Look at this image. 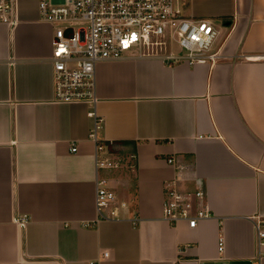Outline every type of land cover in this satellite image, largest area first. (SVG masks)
<instances>
[{"label": "crops", "instance_id": "0c3cea01", "mask_svg": "<svg viewBox=\"0 0 264 264\" xmlns=\"http://www.w3.org/2000/svg\"><path fill=\"white\" fill-rule=\"evenodd\" d=\"M178 6L214 23L218 59L166 65L130 52L98 64L97 153L91 107L52 103L53 27L38 0H16L17 25H0V264H264V0ZM118 155L122 166L97 168V156ZM169 159L185 167L181 190L206 195L212 217L196 229L163 219ZM98 178L125 220L99 218Z\"/></svg>", "mask_w": 264, "mask_h": 264}, {"label": "built area", "instance_id": "2783aa9c", "mask_svg": "<svg viewBox=\"0 0 264 264\" xmlns=\"http://www.w3.org/2000/svg\"><path fill=\"white\" fill-rule=\"evenodd\" d=\"M38 11L41 22L53 27L52 103L91 107L94 127L89 138L96 144L97 153L103 151L97 139L102 120L95 112L98 64L121 61L135 51L139 57L155 58L166 65L194 66L214 63L218 59V54H212L219 36L214 23L185 18L178 0H64L59 4L38 0ZM17 23L16 0H0V25L14 28ZM175 47L179 50L174 51ZM70 151L76 153L77 147L73 145ZM167 163L175 167L176 173L174 180L167 182L165 187L163 219L172 226L186 222L190 229H196L201 221L212 217L205 202L206 195L201 188L181 190L185 167L173 159ZM116 167V163L100 160L97 156L99 170ZM108 183L107 179L96 181L99 218L125 220L121 212L127 206L118 201ZM16 223L24 229L27 219H17ZM255 232L262 249L264 220L259 217L255 219ZM219 251H223V239L219 241ZM108 256L104 253L103 258Z\"/></svg>", "mask_w": 264, "mask_h": 264}, {"label": "rangeland", "instance_id": "374dc122", "mask_svg": "<svg viewBox=\"0 0 264 264\" xmlns=\"http://www.w3.org/2000/svg\"><path fill=\"white\" fill-rule=\"evenodd\" d=\"M174 51H178L179 49L177 47H175L173 49ZM131 55H138V52L135 51V52H132L130 53ZM103 156H106L107 157V150L104 152V153H101V159H104ZM122 160H125L124 156L123 155H118L117 156V160H114L113 162L118 164V167L122 166L123 165V162ZM123 169V167L120 168V170L118 171H121Z\"/></svg>", "mask_w": 264, "mask_h": 264}, {"label": "water", "instance_id": "95a60500", "mask_svg": "<svg viewBox=\"0 0 264 264\" xmlns=\"http://www.w3.org/2000/svg\"><path fill=\"white\" fill-rule=\"evenodd\" d=\"M52 2L55 3V4H59V3H63L64 0H52Z\"/></svg>", "mask_w": 264, "mask_h": 264}, {"label": "trees", "instance_id": "16d2710c", "mask_svg": "<svg viewBox=\"0 0 264 264\" xmlns=\"http://www.w3.org/2000/svg\"><path fill=\"white\" fill-rule=\"evenodd\" d=\"M116 150H117V149H116ZM116 150H114V152H116V153H117L118 151H116Z\"/></svg>", "mask_w": 264, "mask_h": 264}]
</instances>
